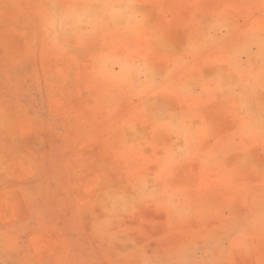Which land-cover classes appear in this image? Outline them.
<instances>
[{"label": "rangeland", "instance_id": "1", "mask_svg": "<svg viewBox=\"0 0 264 264\" xmlns=\"http://www.w3.org/2000/svg\"><path fill=\"white\" fill-rule=\"evenodd\" d=\"M0 264H264V0H0Z\"/></svg>", "mask_w": 264, "mask_h": 264}]
</instances>
